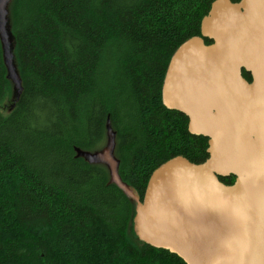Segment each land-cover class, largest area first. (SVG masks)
Returning <instances> with one entry per match:
<instances>
[{"label":"trees","instance_id":"16d2710c","mask_svg":"<svg viewBox=\"0 0 264 264\" xmlns=\"http://www.w3.org/2000/svg\"><path fill=\"white\" fill-rule=\"evenodd\" d=\"M212 2L10 0L20 84L0 36V264H187L139 239L136 202L77 149L104 148L110 120L119 174L141 199L163 162L208 157V137L164 105L162 85Z\"/></svg>","mask_w":264,"mask_h":264},{"label":"water","instance_id":"95a60500","mask_svg":"<svg viewBox=\"0 0 264 264\" xmlns=\"http://www.w3.org/2000/svg\"><path fill=\"white\" fill-rule=\"evenodd\" d=\"M9 2L0 0V36L18 86ZM162 99L188 117L192 134L208 137L204 161L177 155L163 162L141 199L119 174L110 120L105 147L78 154L105 163L111 181L136 202L134 229L145 243L187 264H264V0H213L201 34L171 56ZM231 175V184L220 180Z\"/></svg>","mask_w":264,"mask_h":264}]
</instances>
